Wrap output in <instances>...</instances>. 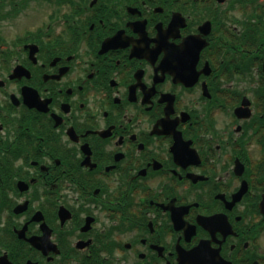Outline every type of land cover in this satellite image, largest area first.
Segmentation results:
<instances>
[{
  "label": "flooded vegetation",
  "instance_id": "1",
  "mask_svg": "<svg viewBox=\"0 0 264 264\" xmlns=\"http://www.w3.org/2000/svg\"><path fill=\"white\" fill-rule=\"evenodd\" d=\"M45 1L0 31V264H264V0Z\"/></svg>",
  "mask_w": 264,
  "mask_h": 264
},
{
  "label": "rangeland",
  "instance_id": "2",
  "mask_svg": "<svg viewBox=\"0 0 264 264\" xmlns=\"http://www.w3.org/2000/svg\"><path fill=\"white\" fill-rule=\"evenodd\" d=\"M21 10L17 14H13V18L4 19L0 21V31L5 33L8 32L10 37L18 35L20 31L29 28L31 26H36L41 24V21H47V16L51 14H56L57 17H60L68 8L63 4H54L48 3L45 0H31L29 3L20 0ZM11 10V5H3L1 7L2 14H8Z\"/></svg>",
  "mask_w": 264,
  "mask_h": 264
}]
</instances>
